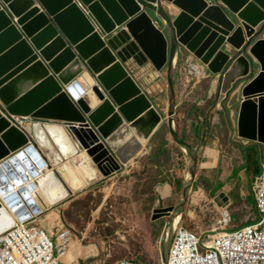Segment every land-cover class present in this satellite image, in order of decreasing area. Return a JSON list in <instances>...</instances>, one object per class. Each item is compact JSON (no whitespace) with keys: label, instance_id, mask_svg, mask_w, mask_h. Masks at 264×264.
<instances>
[{"label":"water","instance_id":"1","mask_svg":"<svg viewBox=\"0 0 264 264\" xmlns=\"http://www.w3.org/2000/svg\"><path fill=\"white\" fill-rule=\"evenodd\" d=\"M179 47L221 77L222 95L245 81L236 132L264 144V0H0V165L8 176L0 171V179L10 204L23 208L20 220L39 212L21 199L26 170L36 179L46 165L12 117L63 123L105 178L150 146L166 116L131 75L129 61L166 72L168 131L188 159L186 198L198 149L176 125ZM178 211L156 208L153 220ZM14 224L0 201V234ZM162 256L167 264L166 249Z\"/></svg>","mask_w":264,"mask_h":264},{"label":"rangeland","instance_id":"2","mask_svg":"<svg viewBox=\"0 0 264 264\" xmlns=\"http://www.w3.org/2000/svg\"><path fill=\"white\" fill-rule=\"evenodd\" d=\"M162 74L161 91L155 88L148 96L153 98L159 108L154 105L166 117L150 146L113 176L105 178L97 169L99 174L95 180L81 189L73 190L66 198L57 200L55 206L48 204L41 215V223L46 228L61 221L74 230L78 241L69 251L74 264L81 259L94 260L97 264H113L123 257L157 261L171 241L175 223L176 226L183 225L198 232H204L211 226L213 214L207 211L200 193L190 187L186 198L183 197L188 159L168 131L165 113L168 110L167 84L164 80L166 72ZM155 83L153 81L150 86H144L150 89ZM182 87L180 80L175 78L176 93H180ZM54 146L58 151L59 148ZM39 149L46 163L52 164V169L58 168L56 177L64 183L62 165L54 166L47 158L46 149ZM80 159H69L77 172ZM64 160L68 161L67 158ZM64 184L68 187V183ZM164 187H167L169 196L161 199V193L166 192ZM170 206L179 208L177 215L153 220L156 208ZM74 244L81 247L80 254L73 248Z\"/></svg>","mask_w":264,"mask_h":264},{"label":"crops","instance_id":"3","mask_svg":"<svg viewBox=\"0 0 264 264\" xmlns=\"http://www.w3.org/2000/svg\"><path fill=\"white\" fill-rule=\"evenodd\" d=\"M183 66L192 71L189 80L185 81L188 87H182V91L176 93L175 119L182 138L198 149L196 176L191 189L197 190L203 202L214 209L231 208L229 230L240 229L249 224L247 213L256 211L254 180L261 174L264 160V144L239 138L236 132L240 103L237 93L245 81L240 80L231 91L222 95L221 77L211 74L191 53L179 47L176 80H184L178 79ZM127 68H134L133 76L142 89L154 92L155 88L160 90L162 87L164 71H157L150 63L136 69L133 61H129ZM164 80L166 83V78ZM153 81L156 82L154 87L144 86H150ZM164 190L161 199L169 196L167 187ZM73 248L77 254L82 252L78 245ZM73 261L71 254L64 259L67 264H74Z\"/></svg>","mask_w":264,"mask_h":264},{"label":"built area","instance_id":"4","mask_svg":"<svg viewBox=\"0 0 264 264\" xmlns=\"http://www.w3.org/2000/svg\"><path fill=\"white\" fill-rule=\"evenodd\" d=\"M134 65L136 69L144 67ZM133 71L134 68H129L132 76ZM191 71L186 66L180 70V78L184 79L180 80V84L184 88L188 87L185 81L189 80ZM144 91L147 95L151 92ZM20 119L25 118H11L18 126L22 125ZM254 196L256 211L247 213L249 224L240 229L229 230L233 212L231 208L214 209L206 203L204 206L213 215L211 226L204 232L183 225L175 226L166 248L167 264H264V160L262 172L254 180ZM42 214L44 210L39 209L38 213L31 214L25 220L14 218V226L0 234V264H67L64 259L73 243L78 241V236L61 221L46 228L40 220ZM97 263L81 259L76 264ZM113 264H164V260L163 256L157 261L123 257Z\"/></svg>","mask_w":264,"mask_h":264},{"label":"bare ground","instance_id":"5","mask_svg":"<svg viewBox=\"0 0 264 264\" xmlns=\"http://www.w3.org/2000/svg\"><path fill=\"white\" fill-rule=\"evenodd\" d=\"M79 92L80 89L75 88L72 89L71 94H74L75 97L78 98ZM167 112L165 113L167 114ZM20 121L30 140L35 143L37 148L39 149L40 147L41 149H46L48 153V156L46 155L48 160H50L54 166L58 164L62 165L61 169L64 170V183H68V187H66L63 185L64 183L57 179L55 174L58 168L54 167L52 169V164L48 165L44 156L46 166L40 170L38 169V171L41 172L38 178H31L30 172L26 170L27 180L23 183V186L25 187V190H27V193H24L23 196H21V199L24 203V207H28L27 210L29 212H32V208H30L28 202H34L35 206H37L40 211H42L47 207L48 204H54V202L57 200L66 198L73 190L81 189L90 180L97 178L99 172L96 166L84 151H80L79 145L69 137L66 127L63 123L58 121L42 122L31 118L20 119ZM53 143L59 148L58 151L56 150V147ZM23 155L26 156L25 154ZM64 158H67L68 161L65 162ZM70 158H72V161H74L75 158H81L80 166L77 167V170H79L78 172L76 171V167L73 170L71 164L72 162L69 161ZM28 161L31 163V160ZM83 161L85 164H83ZM34 165L36 166V164ZM0 171L4 172L5 177L8 179L7 172L3 170L1 165ZM10 183L13 184L11 187H14L18 192L20 191V188H23V186H17V184L12 182V180ZM5 188V183L0 179V201L11 214V216L20 220L19 213L23 210V208H18V206L10 204L8 200L9 197H7L9 192L3 194ZM31 188L32 190H30Z\"/></svg>","mask_w":264,"mask_h":264},{"label":"trees","instance_id":"6","mask_svg":"<svg viewBox=\"0 0 264 264\" xmlns=\"http://www.w3.org/2000/svg\"><path fill=\"white\" fill-rule=\"evenodd\" d=\"M165 143V141H163Z\"/></svg>","mask_w":264,"mask_h":264}]
</instances>
